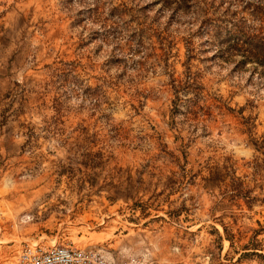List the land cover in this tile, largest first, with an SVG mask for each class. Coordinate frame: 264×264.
Segmentation results:
<instances>
[{
    "label": "rangeland",
    "instance_id": "1",
    "mask_svg": "<svg viewBox=\"0 0 264 264\" xmlns=\"http://www.w3.org/2000/svg\"><path fill=\"white\" fill-rule=\"evenodd\" d=\"M164 5L0 0V264L26 244L89 264H264V202L215 176L231 158L264 197L247 164L264 159V74L218 52L264 0ZM260 228L262 250L244 249Z\"/></svg>",
    "mask_w": 264,
    "mask_h": 264
},
{
    "label": "trees",
    "instance_id": "2",
    "mask_svg": "<svg viewBox=\"0 0 264 264\" xmlns=\"http://www.w3.org/2000/svg\"><path fill=\"white\" fill-rule=\"evenodd\" d=\"M162 1L165 3L164 6L166 8L172 7L175 12L177 10H184V6L188 2V0ZM258 1L261 2L262 0ZM249 15L251 17L242 15L231 23V27L224 28L226 38L219 41L218 52L226 62H234L237 67L251 63L254 71L261 70L260 73L264 74V11L261 7H257ZM215 35L211 34V39L214 40ZM191 67V65L188 66L190 72L188 75H185L182 79H177L178 84H176V88L182 89L183 91L185 89H187L185 91H188L195 88L196 77L191 73ZM252 135L250 138L251 145L257 152L264 154V134L257 137H252ZM247 164L253 168L254 174L264 169V159L258 156ZM236 171L235 162H232L231 158H226L224 163L218 166L215 171L216 179L219 182L227 180L225 184L226 192H230V197L234 200L244 199L249 206H253L255 202H264V197L252 196V190L247 189V185L242 179L243 177L236 176ZM259 224L261 225L260 222ZM222 225L225 238L230 240L232 242L231 246H233L232 239H234V235L229 231L227 226ZM262 231L263 228L254 229L251 242L246 244L244 249L251 250L253 251L252 253H258L256 252L257 250H262L261 243L257 238ZM220 238L223 239V235H220Z\"/></svg>",
    "mask_w": 264,
    "mask_h": 264
},
{
    "label": "built area",
    "instance_id": "3",
    "mask_svg": "<svg viewBox=\"0 0 264 264\" xmlns=\"http://www.w3.org/2000/svg\"><path fill=\"white\" fill-rule=\"evenodd\" d=\"M94 254L71 245L44 247L26 244L18 249L10 264H89Z\"/></svg>",
    "mask_w": 264,
    "mask_h": 264
},
{
    "label": "bare ground",
    "instance_id": "4",
    "mask_svg": "<svg viewBox=\"0 0 264 264\" xmlns=\"http://www.w3.org/2000/svg\"><path fill=\"white\" fill-rule=\"evenodd\" d=\"M32 246H35V245H32Z\"/></svg>",
    "mask_w": 264,
    "mask_h": 264
}]
</instances>
